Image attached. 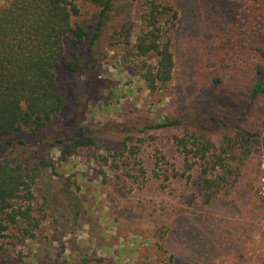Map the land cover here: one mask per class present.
Masks as SVG:
<instances>
[{
	"label": "rangeland",
	"instance_id": "rangeland-1",
	"mask_svg": "<svg viewBox=\"0 0 264 264\" xmlns=\"http://www.w3.org/2000/svg\"><path fill=\"white\" fill-rule=\"evenodd\" d=\"M148 1L114 0L91 54L64 39V57L77 54L81 64L55 71L63 108L42 129L16 132L23 144L0 150V159L25 154L32 163L39 152L51 163L40 164L32 198L20 202L29 217L0 235V264H264V96L250 102L245 70L257 59L248 46L258 43V23L247 0H169L179 15L175 65L167 83L149 89L146 58L126 45ZM78 3L75 19L92 29L97 9ZM213 117L253 135L240 151L239 180L207 201L198 167L189 180L163 177L184 169L174 134L205 132L217 147L223 134L236 136ZM174 118L175 125L144 129ZM80 126L96 143L62 157L54 140Z\"/></svg>",
	"mask_w": 264,
	"mask_h": 264
},
{
	"label": "trees",
	"instance_id": "trees-1",
	"mask_svg": "<svg viewBox=\"0 0 264 264\" xmlns=\"http://www.w3.org/2000/svg\"><path fill=\"white\" fill-rule=\"evenodd\" d=\"M78 1L88 2L97 9V22L92 29H87L75 19L80 11ZM113 1L8 0L0 5V150L4 149V143L23 144L21 140L13 138L16 132L33 133L40 130L60 112L65 104V92L57 82L55 71L60 66L70 72L77 71L81 64L77 54L64 57V39L68 38L74 46L85 44L88 53H93L109 11L113 8ZM247 1L260 33L258 43L248 46V50L255 51L256 61H251V64L250 61L245 62V70L252 73L248 83L251 102L264 96V0ZM178 16L177 9L169 0H149L139 16L142 25L135 32L133 43L129 40L126 42L130 54L146 58L142 63L141 75L149 89L165 84L172 78L175 65L173 32ZM223 53H219V60L225 59ZM213 58L210 56L209 59L215 60ZM213 81L218 84L220 78L215 76ZM215 121L217 125L231 129L236 136L223 134L221 147H217L205 132L184 130L174 134L173 142L184 156V169L182 172L175 170L169 175L165 173L163 177L164 180L171 176L189 180L191 170L198 167V185L203 189L207 201L217 199L221 187L230 181L235 183L239 180L240 151L248 142V137L253 135L236 123L229 125L224 120ZM178 122V118L169 119L147 124L144 129L161 128ZM54 143L58 145L61 156L65 157L77 148L93 146L96 138L80 126L72 134L56 138ZM23 156L28 158V155L20 154L14 160L0 159V235L8 228V222H15L17 217H29V205L23 208L20 202L32 198V186L40 174V164L51 167L50 161L39 152L36 153V162L23 160ZM243 182L241 190L249 193L250 189L245 187L248 181ZM258 190L259 186L256 193Z\"/></svg>",
	"mask_w": 264,
	"mask_h": 264
}]
</instances>
